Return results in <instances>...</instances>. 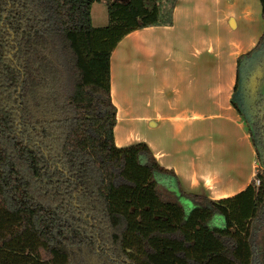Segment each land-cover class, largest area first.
<instances>
[{
  "label": "trees",
  "instance_id": "trees-1",
  "mask_svg": "<svg viewBox=\"0 0 264 264\" xmlns=\"http://www.w3.org/2000/svg\"><path fill=\"white\" fill-rule=\"evenodd\" d=\"M178 3L0 0V264H264V169L214 199L146 141L116 145L112 54Z\"/></svg>",
  "mask_w": 264,
  "mask_h": 264
},
{
  "label": "crops",
  "instance_id": "crops-1",
  "mask_svg": "<svg viewBox=\"0 0 264 264\" xmlns=\"http://www.w3.org/2000/svg\"><path fill=\"white\" fill-rule=\"evenodd\" d=\"M178 1L179 3L176 6L173 14V24L169 26H151L148 28L135 30L126 37H124V39L119 43V45L115 48V51L112 54L111 93L113 96V102L116 105L118 111V123L115 128L116 145H129L133 143L132 139L136 141H146L149 146H151L158 161L162 165L169 169H174L175 172L178 174L181 182H183L184 184H190L191 187H194L191 191H194L200 186L201 182L198 181L200 179H204V181H206L211 188H214L215 181L212 178H209V175H207V172H209L208 170L211 169L210 164H206V167L203 166L201 169L197 170V173L189 171L188 174V172L184 171V169L186 170V167H188L186 159H188L189 157L192 158L190 159V163H192L190 165L191 168V166L195 164L196 161L192 157L193 154H195L196 157L200 158L202 156L200 154L205 153L204 149L208 148L205 146H208L209 142V140H207L208 137H205L207 134L205 133L204 135V132H202L201 129L195 130L193 133H191V122L187 125H184L183 123L182 126L179 124L178 119L181 118L184 120L188 117H192L195 120L193 123L200 124L205 123L208 120H220L222 121V124L225 122L228 124V127H230L229 132H233L235 134L236 140H232V142H230L229 139L226 137L227 135L225 136L223 134V131L225 132L228 127L225 128L222 126L215 125L213 127V137L216 135L217 138H215L216 140L212 139L211 143L215 146V148H218L219 150L229 151V149H231L232 156L234 157V159L236 158L235 160L237 163H240V153L242 152L240 149V144H243V142L245 141L249 146L247 148L250 151L251 157L249 166L250 170L245 174L244 177L242 175H234L235 173H232L230 176H228L229 179H232L233 176L238 178L240 182L237 185H233L232 183L226 185L224 184L225 182L222 181L223 179L220 178L222 188L218 190V196L216 195L214 197H211L214 199L226 198L244 190L245 187L250 182H252V179L256 174L255 168L257 164V157H259L260 162H262V165L264 164V92L260 94L261 100L259 101L256 98V95H258L257 91H254L257 89L264 91V42H260V38H262V34L264 33V24L261 29L255 27L254 21L249 15L248 0H223L222 3L219 5L220 8L224 7L225 10H227L226 13L228 12V17H232L231 24L233 27L230 32V38L236 35L237 40L234 41L233 37V39H231V43L237 45L238 47V50H236L238 56L235 57L233 61V72H235V76L233 80L234 92L231 96L232 108H234L237 117H233L234 120L231 119L230 122L229 120H227L228 118L224 117L223 114H221L220 112L207 114L208 110L205 109L207 107L211 108V105H209L210 103L207 104V92L205 90L204 72L205 63L202 42L203 36L199 30L200 28H202L201 22L203 20H208L209 18L212 19L211 14L213 12L209 13L211 11H209L208 7L206 6L208 4L213 5V7L215 5H218L217 0ZM96 4H104L107 7L104 2H96ZM96 4H94V6ZM195 5L197 6L195 7ZM104 14L105 9L103 8L100 11L98 17L100 19H103ZM154 27H162L160 28L161 30H158L159 34L156 30H151ZM250 33H253L257 37H255L254 35H250ZM156 34H158L159 38H161L162 36L167 37V39H162L161 49L166 46V51H168V55H170V53L180 56L183 55L179 57V61L183 65L185 64L184 67H187L191 74L188 76L187 79V82L189 83L187 84V91L188 93L191 92L189 93V95L194 100V104L189 109L182 108L180 110H174L175 106L174 104H172L171 109L174 112L171 114H163L159 110L155 111V114L153 112H148L147 110H145V107L141 105L142 102L139 101V92H135L134 97L127 95L128 99H125V101H128V103H122V99H117V95H119L120 97L123 96V93H121V91L123 92V89H127V87L132 84V80L133 84L135 82L142 84V82H139L138 79L145 80L146 77H148V74H153L148 64H150L152 57L155 56L157 51L159 50L153 44V36H155ZM208 36H211L210 43H214L213 40L217 39L216 32L215 34ZM152 44L154 46H152L151 48ZM214 45H216V43L211 44L210 48H212ZM208 50L210 51V49ZM162 51L167 55L166 51ZM189 53H193L194 55L191 56L189 55ZM193 57L196 58L195 61L193 60ZM242 59H244L245 64L254 63L257 65V67L259 66L261 69L260 78L258 79V88L254 89L253 86H251V82H249L248 85L245 86L243 89L245 92H247L246 98L248 100L249 109H251V123H248L250 118L245 117V113L239 107L240 102L236 98L235 100H233L234 96L236 95L235 93H237L239 91L238 89H240V72L238 69L241 66L239 60ZM193 64H195V73H197L196 79L194 78V73L192 72ZM189 65L190 68L188 67ZM131 73L133 74V76H131ZM154 75L155 74H153V76ZM168 80L169 78H167V81ZM174 80L175 81L173 82H168L167 85H169L173 89V91L176 92L175 96H177V94H182V91L177 86L179 79L176 77ZM143 85H147L146 81L145 83H143ZM195 85L197 86L196 90L198 91V95H196L197 91L194 90ZM164 94H167V92L165 91ZM164 100L170 101V96H166L165 98L161 99V101ZM199 104H201L202 109H200ZM213 107L216 108L215 106ZM163 118H165V120L160 122L159 120ZM135 121L141 122L139 124L141 129H143L142 127L145 125L149 126V128L152 129L156 128L157 130H162L163 136H168L169 140L167 143L169 144L165 147L163 145L165 143L163 142L164 140L158 138L150 139L145 133L143 135L140 133L134 134L133 131H131L129 134L126 135L125 132L127 131V129L125 127L124 122ZM247 123L249 126L253 127L252 134L248 132L249 129H247ZM188 128L190 129L187 130ZM204 137L205 140L202 139ZM192 141L195 142V144H192ZM182 156L184 158H181ZM193 160L195 161L193 162ZM207 165L209 166V168L207 167ZM183 171L185 176L183 175ZM215 171L217 172L218 170ZM194 180H196L197 182H195Z\"/></svg>",
  "mask_w": 264,
  "mask_h": 264
},
{
  "label": "rangeland",
  "instance_id": "rangeland-1",
  "mask_svg": "<svg viewBox=\"0 0 264 264\" xmlns=\"http://www.w3.org/2000/svg\"><path fill=\"white\" fill-rule=\"evenodd\" d=\"M222 1L223 0H217L218 5H215L214 7L213 5H210V4L206 6L208 7L209 11H211L209 13L213 12L211 14L212 19L209 18L208 20L206 19L203 20L201 22L202 28H200L199 31L202 33V36H203L202 42H203V54H204V63H205L204 72H205V90L207 92L206 94L207 104L210 103L209 105H211V108L207 107L205 109L208 110L207 114L214 113V112H220L221 114H223L224 117L228 118L227 120L230 121L231 119H233V117L235 116L237 117V114L234 111V108H232L231 96L233 95V92H234L233 80L235 76V72H233L234 70L233 61L235 57L238 56V53L236 52V50H238V47L237 45H234L231 43V39H233L234 37V41H236L237 37L235 35L230 38V32L233 27L231 24L232 17L230 16L228 17L227 15L228 12L226 13L227 10H225L224 7L223 8L219 7ZM248 1H249L248 3L249 15L251 19H253L255 27L258 29H261V27L264 24V17H262V12H261V7H262L261 2L260 0H248ZM196 6L197 5H195V7ZM101 8L105 9V14H104L103 19H100L98 17L100 11L102 10ZM204 13H205V10H204ZM92 18L94 21V25L96 27L107 25L109 22L107 7L104 4H96L92 10ZM160 28L162 27H154L151 30H156L158 32V30H161ZM215 32L217 33V39L213 40L214 43H210L211 36H208V35H213L215 34ZM158 34L153 36L154 37L153 44L159 50L157 51L156 55L152 57L150 64H148L151 68V72H153V74H155L156 76L155 75L153 76V74L150 73L151 75L148 74V77H146L145 80L138 79L139 82L140 81L142 82V84H139L138 82H135L133 84V80H132V84H130L127 87V89H123V92L121 91V93H123V96H121L122 98L119 95H117V99H120V100L122 99V103L123 102L128 103V101H125V99L126 100L128 99L127 95L134 97L135 92H139V95H140L139 101L142 102L141 105L145 107V110H147L148 112H153L155 114V111L159 110L163 114H171L174 112L171 109L172 104H174V106L176 107V109L174 107V110H180L182 108L189 109L194 104L193 98L189 95V93L191 92L188 93L187 91V84H189L187 82V79H188V76L191 75L189 72V69L186 67L188 71L187 72L186 68L184 67L185 64L183 65L179 61V57L183 55L180 56V55H174L171 53L170 55H168V51H166L167 50L166 46H164V48L161 49L162 39H167V37L162 36L163 37L162 38L160 36L161 38H159ZM227 34L229 37L227 36ZM254 34L250 33V35H254ZM254 36L257 37L256 35ZM260 42L263 43L264 39L260 40ZM215 43L216 45L210 48V45L215 44ZM153 44L151 45V48L152 46H154ZM208 49H210V51ZM162 50L166 51L167 55ZM189 55L193 56L194 54L189 53ZM195 59L196 58L193 57L194 61ZM239 61L241 65L238 69L240 72V89H238L239 91L235 93L236 95L234 94L235 96L233 100H235L236 98L240 102L239 107L245 113L244 114L245 117L250 118L248 123H251L252 121L251 109H249L248 100L246 98L247 92H245L243 89L245 86L248 85L249 82H251V86H253L254 89L258 88L257 87L259 86L258 79L260 78L261 69L259 66L257 67V65L254 63L245 64L244 59L239 60ZM194 65L195 64H193L192 72L194 73V78L196 79L197 73H195L196 70H195ZM188 67L190 68V65ZM130 68H131V64H130ZM131 76H133V74ZM176 77L179 79L177 86L182 91V94L180 95L177 94V96H175L176 92L173 91V89L169 85H167L168 82L170 83V82L175 81L174 79ZM167 78H169L168 81H167ZM145 81L147 85H143ZM196 88L197 86L195 85L194 90H196ZM165 91L167 92V94H164ZM254 91H257L258 95H256L257 96L256 98L260 101L261 100L260 94L264 91H261L260 89H257ZM196 95H198V91L196 92ZM166 96H170L171 100L161 101V99L165 98ZM199 105H200V109H202L201 104ZM213 106H215L216 108H214ZM206 118H210V117H206ZM163 120H165V118L160 119L159 121L162 122ZM178 121H179V124L182 126H183V123L184 125H187L191 122V125H190L192 129L191 133H193L195 130L201 129V131L204 132V135L205 133L207 134L205 137H208L207 140H209L208 146H205L208 148L204 149L205 153H201L200 155L202 156L200 158L196 157V155L193 154L192 157L196 161L193 160V162L195 161V164H193L191 168H190V165L192 163H190V159L192 158L189 157L188 159H186V162L188 163L187 164L188 167H186V170L184 168L183 169L185 172H188V174H189V171H193L194 173H197V170L201 169L203 166L206 167V164L208 165L210 164L211 169L208 170L209 172H207V175H209V178H212L215 181L214 188H211L210 185H208V183L204 181V179H200L198 181H200L201 184L194 191L207 193L208 195L213 196V197L216 195L218 196L219 194L218 190L222 188V183L220 182V178L223 179L222 181L225 182L224 184L226 185H229L231 183L233 185H237L240 182V180L234 176L232 179H229L228 176H230L232 173H235L234 175H242L244 177L245 174L250 170L249 169L250 159H251L250 151L247 148L249 146L245 141L243 142V144H240L241 145L240 149L242 151L240 153V163H237L235 160L236 158L234 159V157L232 156L231 149H229V151L219 150L218 148H215V146L211 143L212 139L214 140L215 138H217L216 135L213 137V127L215 125H218V126H222L226 128L228 127L227 123L224 122L222 124V121L220 120H216V121L208 120L207 122L202 123V124L193 123L195 120L192 117L191 118L188 117L184 120L179 118ZM124 123L127 129V131L125 132L126 135L129 134L131 131H133L134 134L140 133L143 135L145 133L146 135H148L150 139L158 138V139L164 140L163 142L165 143L163 145L165 147L166 145L169 144L167 143L169 140L168 136L167 135L163 136V132L160 129L158 130L156 128L152 129V128H149V126H145V125L142 127L143 129H141L139 125L141 123L140 121L139 122L138 121L124 122ZM248 123L246 124L247 129H249L248 132L252 134L253 127L249 126ZM229 128L230 127H228L227 128L228 130L226 129L225 132L223 131V134L225 136L227 135L226 137L229 139L230 142H232V140H236L235 139L236 137L233 132H229ZM189 129L190 128H188L187 130ZM205 137L202 139L205 140ZM132 142L134 143L136 142V140L132 139ZM192 144H195V142H193ZM181 158H184V157L182 156ZM256 160H257L256 161L257 164L255 168L256 174L254 178L252 179V181L255 180L257 185H259L256 175L257 173H260L263 171L264 164L262 165V162H260L259 157H257ZM208 165L207 167L209 168ZM215 170H218L219 173L218 171L216 172ZM184 171H183V175L185 176ZM194 181L197 182L196 180ZM183 187L184 189H186V191H191L194 188V187H191L190 184H184V183H183ZM160 188L162 191L168 192L164 184H161ZM174 195L177 200H180L181 202H183L186 210H188L189 208H192L190 202L186 200L180 193L177 192Z\"/></svg>",
  "mask_w": 264,
  "mask_h": 264
},
{
  "label": "built area",
  "instance_id": "built-area-1",
  "mask_svg": "<svg viewBox=\"0 0 264 264\" xmlns=\"http://www.w3.org/2000/svg\"><path fill=\"white\" fill-rule=\"evenodd\" d=\"M258 184H260V180H258Z\"/></svg>",
  "mask_w": 264,
  "mask_h": 264
},
{
  "label": "water",
  "instance_id": "water-1",
  "mask_svg": "<svg viewBox=\"0 0 264 264\" xmlns=\"http://www.w3.org/2000/svg\"><path fill=\"white\" fill-rule=\"evenodd\" d=\"M263 162H264V160H263Z\"/></svg>",
  "mask_w": 264,
  "mask_h": 264
}]
</instances>
